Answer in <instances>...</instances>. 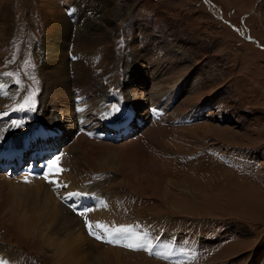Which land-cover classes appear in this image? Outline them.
Segmentation results:
<instances>
[{
  "label": "rangeland",
  "instance_id": "rangeland-1",
  "mask_svg": "<svg viewBox=\"0 0 264 264\" xmlns=\"http://www.w3.org/2000/svg\"><path fill=\"white\" fill-rule=\"evenodd\" d=\"M19 1L22 11L16 22V0H0V23L7 27L0 37V82L10 78L11 90L0 100V139L3 147L19 155L14 165L0 167V175L11 185L16 184L11 180H20L27 191L25 202L30 203L42 186L60 189L55 202H73L65 195L70 186L72 194L81 192L76 197H87L81 214L88 208L97 218L101 205L112 207L107 212L109 229L123 228L125 236L131 234L128 227L138 224V234H146L141 233V248V242H114L100 235L97 239L100 230L90 229L86 215V227L79 222L72 236L82 246L66 248L61 257L64 245L57 250L51 240L40 239L43 225L35 219V228L24 234L16 216L5 208L0 213V263L93 264V256H87L96 242L116 248L119 264H264V0ZM73 4L87 11L103 33L94 32L98 43L86 51L88 73L73 91L76 106L67 113L62 109L66 100L44 103L47 83L38 69L37 46L50 21L46 16L57 7L68 17ZM101 8L109 10L111 25L99 16ZM13 35L19 39L15 50L8 42ZM81 42H70L68 59L87 47ZM69 74L73 78L72 70ZM97 106L103 115L95 113ZM157 107L170 115L161 123L167 127L163 134L154 127ZM145 110L149 114H143ZM138 116L144 122L137 121ZM39 127L48 128L36 133L49 131L39 140L50 136L60 148L53 157L44 150L34 152L31 165L28 154L41 145H35L36 133L30 132ZM150 128L156 130L157 140ZM146 132L150 137H143L140 150L123 147ZM78 139L89 154L100 152L95 145L99 143L123 150L112 160L89 163L76 145ZM66 148L73 154H63ZM54 172H63L69 185H55L59 179L54 180ZM75 177L81 185L71 184ZM163 193L171 202H163ZM168 235L170 246L163 240ZM97 248L101 256L108 252L101 245ZM109 259L101 264H112Z\"/></svg>",
  "mask_w": 264,
  "mask_h": 264
},
{
  "label": "bare ground",
  "instance_id": "bare-ground-1",
  "mask_svg": "<svg viewBox=\"0 0 264 264\" xmlns=\"http://www.w3.org/2000/svg\"><path fill=\"white\" fill-rule=\"evenodd\" d=\"M17 2L20 3L19 0H16L15 4L13 5V11H14V19H15L14 21L19 22V19L17 20L15 17L17 16L18 11L19 12L22 11L21 10L22 7H20ZM73 6H74V4H73ZM53 9H54L53 13L46 16L47 19H48V17L50 18V21H47L45 23V26L43 29L44 34H42L43 36L40 40L41 44L39 46H37L38 52H39L38 58H39L40 64H41L38 69L40 71V74L42 75L41 77L47 83L46 100L44 103L46 104V101H52V100L55 101L58 99L66 100L64 103V107L62 109H63V111L70 113L72 107L76 106V105H73L74 102L72 100H73V95H77L76 94L77 92L73 93V91L75 90V88H80V85H82L81 82H85V78H86L85 74L88 73V70H86V66H85V64H86V60H85L86 51H93L95 49V47H96L95 45L98 43V40L95 37H93V35L95 34L94 32H102L101 31L102 29L100 28V25H97L96 22L94 20H92L91 16H89L90 14L88 15L87 11L79 10L77 8V5H75L73 8L70 7L68 9V11L70 13L68 17H67V14H68L67 12L64 13V12L60 11L57 7H54ZM81 9H82V7H81ZM107 11H109V10H102V8H101V11L98 10V12H100L99 16L104 19V22L107 25H111L112 22H110V21H112V20H110L109 17L107 16L108 15V13H106ZM91 13H93V12H91ZM0 26L2 27V28H0V37H1L2 35L4 36V34H5L4 27H6V25L0 23ZM6 29H7V27H6ZM94 30H98V31H94ZM20 31H21V29H20ZM41 31H42V29H41ZM77 40L79 42L85 41L84 43L83 42H81V43H83L84 45L87 44V47H85L86 50L85 49L77 50V52L73 53V57L71 59H68V54H67L68 53L67 52L68 45L70 44V42L77 41ZM8 42H9V46L13 50H15L17 48L18 43H19V39L15 38V36L13 35V37ZM43 68H45L46 70H44ZM70 70H72L73 78H70V74H69ZM9 79L10 78H7V79L0 82V100L4 97H7L11 93V90H9V84H10ZM70 87H72L73 90L70 91L69 90ZM34 88H38V87L35 86ZM51 98H53V99H51ZM80 98H82V97L81 96L76 97V99H80ZM133 99H134V100H132L133 105H136L137 99L136 98H133ZM83 104H85V103H83ZM160 109L161 108L157 107L153 111L154 119L156 120L154 127H155V129L159 128V129L163 130V131H161V130L157 129V130L161 131L163 134V132H166V130H167V127L163 126V124L165 121L168 122L170 120V115L166 111L160 110ZM93 110L95 111V113L97 115H103L101 112L100 106H97L96 109H93ZM145 113L149 114V111L145 110L143 114H145ZM131 114H132V111H131ZM144 120H143L142 116L141 117L138 116V118H137V121H140V122H144ZM161 123H163V124H161ZM113 126L114 125L112 124L111 127H113ZM47 128L48 127H46L45 129L43 127H39V128H37L36 131H31L30 133L34 134L39 129L46 130ZM58 128L61 129V125H59ZM149 130H150L149 132L151 133L150 134L151 137L154 138L155 140H157L156 135H155L156 130H152L151 128ZM0 131H1V129H0ZM60 131H62V130H60ZM48 133H49V131H40L38 134H40L41 137H45V136H47ZM56 134L51 133L50 135L56 136ZM60 134H61V132H60ZM150 135H149V133L146 132L144 134V136H141V137L135 138V139L133 138L132 141L123 145V147L125 148L128 145H130V146L132 145L133 149H134V147H136L140 150V148L142 147L141 145L144 142L143 137H146V139H147V136L150 137ZM30 138H32V136L28 137V139H30ZM158 139H159V137H158ZM1 140H2V138L0 139V158H2L0 161V167L6 168L5 166H12V164L14 165L15 159L18 158L19 155L18 154H12L11 151L8 150V148L6 146L3 147L4 142ZM35 143H36L35 145L40 144L41 146H38V150L37 151L33 150V152H39V151L43 150V146H45V147L49 146L47 140L41 141L38 139ZM10 145H11L10 147H13L15 145V143H12ZM76 145L80 149L82 157H84L89 163H91L93 160L95 161L96 158H103L105 160L106 159L112 160L115 157H118L115 155L121 154L122 153L121 150H123V148L113 147V146H110V144H100L99 143V144H95V145H97V148L100 149V152L98 151L99 150L98 149L96 151H98L99 153L96 152L95 154H89L88 150L84 146L81 145V141H79V139L76 140ZM143 145H145V144H143ZM73 149H75L74 146H73ZM118 152H120V153H118ZM62 153L65 155L73 154L71 152V148L70 149H68V148L64 149L62 151ZM62 153H61V155H62ZM65 155H62V156H65ZM36 156L39 157L42 155H40V153H38V154H36ZM30 158H31V160H34L31 157V155H30ZM57 158H58V156H57ZM71 159H73L74 164L77 165L79 163V160L76 156L71 157ZM64 161H66V160H64ZM66 163L67 162H65V164ZM20 164L22 165L24 163H20ZM32 164L33 163H31V165ZM66 165H68V164H66ZM70 165H69V167H70ZM57 167H59V166H57ZM78 167H80V166H78ZM27 169H28V167L26 168V170ZM74 169H75V167H74ZM63 170L64 169H62V171ZM6 171H7V169H6ZM73 171H75L74 173H76L77 170L75 169ZM62 173H61V175H62ZM64 174L67 175V172H64ZM44 176L45 175H43V177ZM60 176L55 172L53 173L54 180L59 179V181L58 180L56 181L55 185L60 186V187L65 185V184L69 185L70 181H68L64 178L66 176H64V177L63 176L60 177ZM71 176L72 175H70V177ZM49 177H50V175H49ZM6 178L7 177L0 175V213L5 208H8L11 212H13V215L16 216L20 226L23 228L24 234H28V232L32 228H35V226H34L35 222L38 221L37 225H43V229H44V232L42 233L41 238H40L41 240H43V239L44 240L46 239L48 241L51 240L50 243L51 244L53 243V245H55V248L57 250L59 249L58 245H60V246H61V244L64 245L63 248L61 246L62 249L60 250V253H59V254H61V257H64V255L66 253V250H65L66 248H74V249L79 250L80 247L82 246V241L78 242L75 239V237H72V236H73L74 232H76V228H78V229L80 228L79 222H82V217L86 216V215H87L86 217H88V219L90 217V221L92 224L91 225L92 228H90V229H94V231L96 229L100 230L96 234L98 236L100 235L101 237H105V236L110 237V240H114V242H119V241L125 242V241H127V242H133V244L141 242V245L138 246L140 248L142 245L145 244L144 243L145 237L141 239V235H142L141 233H144V232L141 230L140 234H138V229L141 228V227H139L138 224H133L136 226L135 228L134 227H131V228L128 227L127 228L128 230L127 229L126 230L129 231L131 234L127 233V234H125V236L122 235L124 233V230H125V229L123 230V228L119 227L120 228L119 229L118 226L112 225L111 229H109L110 227H108L106 224H107L108 216H111V215H108L107 212L110 213L111 211L108 209H110L112 207L102 209V205H101L99 207L100 211L98 213L96 212L98 215L97 218L95 216H93L90 211H88L89 210L88 208H87V210H85V215L81 214L83 209H84V207L81 205H82V203H84V201L85 202L87 201L86 200L87 197H85V200L83 197H76V195L81 194V192L76 193L74 195H70V193L71 194L73 193L72 192L73 188H71L70 186H69V188L67 187L68 189H67V192L65 193V195L69 194V195H67V197L71 196L70 199H72L71 201H73V202H69V203H68V201H65V202L63 201L62 203L55 202L56 199L57 200L59 199L57 189L59 191H60V189L57 188L56 190H51V189H48V188H45L42 186V189L41 190L38 189L39 191L35 194V195H37L36 201L34 203H30L29 201L25 202V195L26 194L24 192L26 191V187L24 186V184L20 185L19 184L20 180L15 179V180H11V182L16 183V184L11 185L6 181ZM46 178H47V176H46ZM36 180L39 181L38 179H36ZM82 180H83V177H82ZM48 181H49V179H48ZM29 183H30V180H29ZM38 183L36 182V184H38ZM36 184H34V185H36ZM52 184L50 182V185H52ZM71 184L74 186H79V185H81V181L80 180L78 181V178L75 177V179L71 181ZM82 188H83V186H82ZM85 189L88 190L87 188H84V190ZM35 192H36V190H35ZM85 193H88V192H85ZM162 195H164L163 196V202L165 199L169 200L168 199L169 197L166 198V195L164 193ZM169 201L171 202V200H169ZM212 201H214V200L208 199V200H206V203L212 204ZM167 206L169 207V205H167ZM211 206H210V208H211ZM175 208H177V207H175ZM35 219H36V221H34ZM82 223L85 224L84 222H82ZM83 224H81V228H82L83 232H85L84 231L85 229H83V226H82ZM99 225H103L104 227L103 228L101 226L99 227ZM85 227H86V224H85ZM153 231L150 230V231H148V233L152 234L155 241H159L160 239H158L155 236L156 233ZM61 234H63L62 235L63 239L58 237V236H61ZM116 234L118 236L121 235V237L120 238H118V236L116 237ZM144 234H146V233H144ZM124 239H125V241H124ZM169 239H170L169 235L164 236V238H163L164 243L166 245L170 246L172 238L170 240ZM86 242H88V241H86ZM89 242L91 244L93 243V241H91V240H89ZM94 244L96 245L95 246L96 248L93 249L92 247H90L88 249L89 256H87L88 258H90V255L93 256V258H94L93 264H97V263L101 264V262H102L101 260L104 258H107V257H110L109 260L112 264H119V259L117 258V256H118L117 252L114 250L116 248H109V245L103 246L102 244H99L96 242H94ZM88 245L90 246V244H88ZM99 245H101L102 248H104L106 251H108L104 256H101L99 253L100 250L97 248ZM110 245L115 246L114 244H111V243H110ZM143 247H145V246H143ZM67 250H69V249H67ZM95 250H97L96 253H95ZM2 264H5V262Z\"/></svg>",
  "mask_w": 264,
  "mask_h": 264
},
{
  "label": "snow or ice",
  "instance_id": "snow-or-ice-1",
  "mask_svg": "<svg viewBox=\"0 0 264 264\" xmlns=\"http://www.w3.org/2000/svg\"><path fill=\"white\" fill-rule=\"evenodd\" d=\"M53 163H55V161ZM50 182H52V181H50ZM70 195H74V194H70ZM89 227H91V226L89 225ZM92 234L95 235V233H92ZM100 238L101 237L97 236V239H100ZM128 247H134V245H128Z\"/></svg>",
  "mask_w": 264,
  "mask_h": 264
}]
</instances>
